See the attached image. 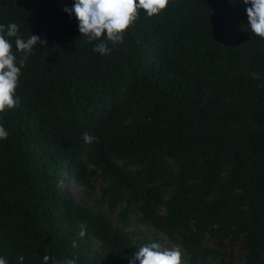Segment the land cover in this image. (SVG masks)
I'll return each instance as SVG.
<instances>
[{
	"label": "trees",
	"instance_id": "obj_1",
	"mask_svg": "<svg viewBox=\"0 0 264 264\" xmlns=\"http://www.w3.org/2000/svg\"><path fill=\"white\" fill-rule=\"evenodd\" d=\"M73 4L0 0V24L47 42L21 69L19 105L0 113V257L131 264L167 241L183 264H233L230 241L237 264H264V39L250 5L140 10L101 55L64 11Z\"/></svg>",
	"mask_w": 264,
	"mask_h": 264
},
{
	"label": "clouds",
	"instance_id": "obj_2",
	"mask_svg": "<svg viewBox=\"0 0 264 264\" xmlns=\"http://www.w3.org/2000/svg\"><path fill=\"white\" fill-rule=\"evenodd\" d=\"M170 0H74L71 9L64 8L69 15H75L78 21V30L86 36L89 42L100 41L93 51L101 55L109 54L108 43L115 45L122 43L124 34L129 27L139 18L140 10L146 18L161 14L169 5ZM248 18L247 26L256 36L264 39V0H243ZM9 38H15L16 52L13 54V44ZM103 38V39H102ZM46 40H41L37 35H30L25 40L19 35V26L10 23L7 26L0 24V113L13 109L19 105L16 90L19 87L21 69L26 66L28 56L32 54L38 44L46 45ZM8 132L0 125V140L7 139ZM85 143H91L94 137L84 133ZM81 236L84 235L82 231ZM73 247H77L75 242ZM50 257L44 256L45 264ZM183 264L182 253L178 248L162 249L161 245L152 242L141 246L132 255L131 264ZM0 264L7 261L0 257ZM52 264H76L75 259L57 262L54 258Z\"/></svg>",
	"mask_w": 264,
	"mask_h": 264
},
{
	"label": "rangeland",
	"instance_id": "obj_3",
	"mask_svg": "<svg viewBox=\"0 0 264 264\" xmlns=\"http://www.w3.org/2000/svg\"><path fill=\"white\" fill-rule=\"evenodd\" d=\"M61 186L64 188V190L71 197L76 198L81 203H85L86 202V198L84 197V195L82 193V189L77 187L76 185H74L71 180H70V182H67V183H64V184L61 183ZM111 219H113V218H111ZM226 247L228 249L233 248V258H234L233 264H237L240 261V259H241L240 247L238 245H236V244H233L230 241H228L226 243ZM161 248H163V249H174V246L169 244L167 241H163L162 244H161ZM210 264H219V263L212 262Z\"/></svg>",
	"mask_w": 264,
	"mask_h": 264
}]
</instances>
